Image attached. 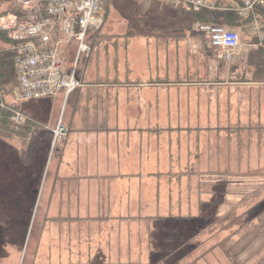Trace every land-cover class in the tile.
I'll list each match as a JSON object with an SVG mask.
<instances>
[{
    "label": "rangeland",
    "instance_id": "1",
    "mask_svg": "<svg viewBox=\"0 0 264 264\" xmlns=\"http://www.w3.org/2000/svg\"><path fill=\"white\" fill-rule=\"evenodd\" d=\"M12 1L0 0V12ZM180 9L152 0H109L101 34L93 37L98 43L89 56L80 57L77 67L88 57L97 70L112 77L129 71L163 76L168 85L156 87L166 99L162 121L218 125V136L201 133L204 142L212 143L210 148L219 149L209 155L215 174L202 170L207 163L204 156L199 161L202 177L191 179L192 198L195 201L198 187L200 203L175 209L152 206L139 218L113 225L116 232L109 238V232L97 233L95 224L62 213L53 216L55 210L48 208L52 196L48 172L57 162L55 150L62 141L53 149L52 143L42 147L24 165L17 154L22 140L17 135L0 137V264H264V82L249 79L246 61L221 59L209 46L207 34V39L195 38L189 31L182 38L161 35V28L189 21L186 15L179 16ZM238 31L243 42L250 41L247 24ZM77 47V42L62 47L69 69ZM178 82L183 84L173 86ZM1 94L5 104L0 107L13 103V93L5 98ZM174 97L181 110L168 103ZM63 100L60 93L28 105L39 104L41 121L55 128L71 110L66 103L62 109ZM22 105L18 109L23 111ZM229 212L234 216L224 225L218 223ZM87 230L104 241L98 256L85 255Z\"/></svg>",
    "mask_w": 264,
    "mask_h": 264
},
{
    "label": "crops",
    "instance_id": "2",
    "mask_svg": "<svg viewBox=\"0 0 264 264\" xmlns=\"http://www.w3.org/2000/svg\"><path fill=\"white\" fill-rule=\"evenodd\" d=\"M89 59L84 85L68 103V98L63 100L62 109L65 103L71 108L67 116L65 112V121L63 118L69 133L61 140V154L50 170L52 196L48 208L55 210L53 216L62 213L70 219L95 224L97 233L106 231L112 238L116 232L113 225L118 227L125 219L139 218L152 206L192 207L193 190L189 185L193 177H202L198 176L202 174L199 161L206 156L202 170L207 175L215 174V168L210 166L213 157L209 155L219 149L210 148L212 143L204 142L202 134H220L217 124L206 121L161 120L166 99L156 87L168 85L163 76H140L129 71L112 77L109 72L97 70L96 63ZM136 84L140 88L133 90ZM180 84L183 83L173 86ZM29 102L21 107L36 124L34 129L53 130L54 125L41 121L39 104L28 105ZM168 103L182 109L179 98H169ZM192 111L189 106L187 113ZM194 194L197 206L198 187ZM86 232L85 255L98 256L104 241L92 230Z\"/></svg>",
    "mask_w": 264,
    "mask_h": 264
},
{
    "label": "built area",
    "instance_id": "3",
    "mask_svg": "<svg viewBox=\"0 0 264 264\" xmlns=\"http://www.w3.org/2000/svg\"><path fill=\"white\" fill-rule=\"evenodd\" d=\"M106 0H14L23 16L9 12L0 16V34L13 42L16 50L14 63L17 85L13 90V103L23 104L44 97L64 93L65 100L83 86L78 78L77 63L80 57L89 56L92 46L88 41L91 31L104 25ZM169 5L186 3L210 9L217 8L214 0H152ZM243 19H248L250 41L243 42L236 27L224 24L202 23L198 29L208 35V43L217 49L226 62L246 61L250 50L264 41V0H241L232 4ZM256 39V41L253 40ZM77 42L74 66L67 67L62 47ZM5 101L0 99V106ZM29 116L21 109L14 111L12 122L25 125ZM69 133L68 126L59 119L53 129L52 149Z\"/></svg>",
    "mask_w": 264,
    "mask_h": 264
},
{
    "label": "trees",
    "instance_id": "4",
    "mask_svg": "<svg viewBox=\"0 0 264 264\" xmlns=\"http://www.w3.org/2000/svg\"><path fill=\"white\" fill-rule=\"evenodd\" d=\"M214 1L216 2L217 6L215 9L199 7L195 5H179L181 7L179 16L183 18L186 15L189 18V21H186L185 24L182 23L178 26L169 25L161 28L160 34L164 37L173 36L182 38L186 37L188 34L187 31H189L191 36L195 38L203 37L207 39L206 34L198 29L199 25L202 23L219 24L220 22H224L225 25L229 27L243 28L248 22V19H243L238 15L232 5L234 3L241 2V0ZM108 2L109 0L105 1V20ZM9 12L18 13L21 16L24 15L23 12L15 5L14 0L10 3L8 8L0 12V16ZM260 15L264 18V9H260ZM101 28L91 31L88 36V41L92 48L98 43L97 41L93 40V37L101 34ZM253 40L256 41L255 38H253ZM15 54L16 50L13 48V42L8 39L5 34H0V91L4 98L8 95H11L15 86L17 85V73L14 63ZM89 61L90 59L88 57H84L82 60L83 66L81 68L77 67L76 74L82 83H84V73ZM245 64L246 69L251 73V77L249 78L251 81L264 82V41L262 44H259L257 47H254L250 50ZM74 92H76V90L68 96L67 103ZM18 108L19 105L15 103L8 104L7 107H0V137L6 139L9 136L17 135L23 142L22 148L17 150V154L24 165H29L34 154H40L42 147L51 145L53 140V132L46 130L43 127L38 132H33L34 126H36V124L32 120H29V122L23 126H14L12 122V116L15 111L14 109L17 110ZM60 154L61 152L59 150H55L56 156H59ZM49 174L50 173L48 172V176ZM252 174H256V172L253 171ZM232 216H234V214L229 212L224 216H221L218 220V223L224 225L225 222L228 221Z\"/></svg>",
    "mask_w": 264,
    "mask_h": 264
}]
</instances>
